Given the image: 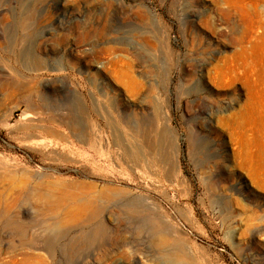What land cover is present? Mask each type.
I'll list each match as a JSON object with an SVG mask.
<instances>
[{
  "label": "rangeland",
  "instance_id": "1",
  "mask_svg": "<svg viewBox=\"0 0 264 264\" xmlns=\"http://www.w3.org/2000/svg\"><path fill=\"white\" fill-rule=\"evenodd\" d=\"M0 264H264V0H0Z\"/></svg>",
  "mask_w": 264,
  "mask_h": 264
},
{
  "label": "bare ground",
  "instance_id": "2",
  "mask_svg": "<svg viewBox=\"0 0 264 264\" xmlns=\"http://www.w3.org/2000/svg\"><path fill=\"white\" fill-rule=\"evenodd\" d=\"M88 190L89 189L85 187V189L80 190L78 192H69L63 187L44 188L42 185H39L34 189H23L19 194H17L14 198L7 202L6 209L4 211V216H8V214L14 208H16L22 200L34 202L37 208L46 205H49L50 207L54 208L58 207L59 205L61 206V202L64 203L65 201L71 202L72 207L69 209V211L66 213L64 218L61 219L62 221L60 222L65 225L74 224L89 215L94 216L99 211H97L96 207L94 206L95 198L89 197V195H87Z\"/></svg>",
  "mask_w": 264,
  "mask_h": 264
}]
</instances>
